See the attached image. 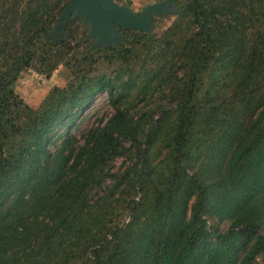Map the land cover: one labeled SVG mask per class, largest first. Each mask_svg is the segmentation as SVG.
Listing matches in <instances>:
<instances>
[{"label":"trees","instance_id":"1","mask_svg":"<svg viewBox=\"0 0 264 264\" xmlns=\"http://www.w3.org/2000/svg\"><path fill=\"white\" fill-rule=\"evenodd\" d=\"M70 2L0 0V264H264V0H173L106 49L79 18L49 38Z\"/></svg>","mask_w":264,"mask_h":264},{"label":"water","instance_id":"2","mask_svg":"<svg viewBox=\"0 0 264 264\" xmlns=\"http://www.w3.org/2000/svg\"><path fill=\"white\" fill-rule=\"evenodd\" d=\"M120 0H71L57 17L49 38L61 42L68 37L65 25L73 18L81 19L86 27V38L91 40L93 48L115 47L122 43L120 30H136L149 34L153 30V18L167 15H183L184 10H177L173 0H162L146 6L140 12L133 11ZM59 38V40H56Z\"/></svg>","mask_w":264,"mask_h":264},{"label":"rangeland","instance_id":"3","mask_svg":"<svg viewBox=\"0 0 264 264\" xmlns=\"http://www.w3.org/2000/svg\"><path fill=\"white\" fill-rule=\"evenodd\" d=\"M155 0H121L120 3L128 5L133 11L140 12L146 6L155 3ZM172 22V18L158 19L154 23L153 30L156 33H161ZM56 40H59L57 38ZM66 84V75L63 68L59 67L54 71L50 78H45L43 75L29 71L22 73L21 78L15 84L16 93L32 108H36L49 90L53 87H63ZM110 113V108L106 96H99L96 101L88 106L81 114L78 125L73 133L77 139L93 124H96L101 119L105 121ZM123 159L115 162V171L122 170L126 164Z\"/></svg>","mask_w":264,"mask_h":264},{"label":"flooded vegetation","instance_id":"4","mask_svg":"<svg viewBox=\"0 0 264 264\" xmlns=\"http://www.w3.org/2000/svg\"><path fill=\"white\" fill-rule=\"evenodd\" d=\"M121 1V0H120ZM120 1L118 2L119 4H122V3H120ZM128 6V5H127ZM121 31V30H120Z\"/></svg>","mask_w":264,"mask_h":264}]
</instances>
